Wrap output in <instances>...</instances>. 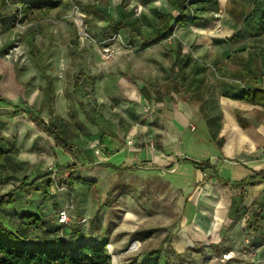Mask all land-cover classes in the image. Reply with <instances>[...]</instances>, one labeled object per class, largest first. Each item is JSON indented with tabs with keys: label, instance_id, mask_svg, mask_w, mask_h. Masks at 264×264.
Returning <instances> with one entry per match:
<instances>
[{
	"label": "rangeland",
	"instance_id": "obj_1",
	"mask_svg": "<svg viewBox=\"0 0 264 264\" xmlns=\"http://www.w3.org/2000/svg\"><path fill=\"white\" fill-rule=\"evenodd\" d=\"M52 1L49 10L20 13L15 0H0V138L12 145L0 164V193L24 177L46 176L29 192L14 193L0 216L19 231L22 208L38 214L42 226L27 236L30 245L70 241V227L103 236L114 264L139 254L152 257L150 264H179L178 256L184 264L253 263L244 256L257 249L247 223L264 217V183L235 189L186 159L215 163L221 177L238 182L231 161L264 159V113L231 100L244 82L197 83L187 70L171 68L177 54L226 59L215 74H233L240 65L246 85L264 86V33L244 32L237 9L245 5L231 0L222 11L197 14L151 44L150 24L156 13L177 16L174 0ZM189 26L203 28L198 44L188 39ZM181 43L183 52L177 51ZM43 71L55 94L53 114L45 109L40 116L66 129L73 154L55 146L25 113L40 106ZM78 73L83 83L74 87ZM186 103L190 107H182ZM180 108L188 112L180 116ZM235 110L254 124L255 139L237 124ZM108 132L111 145L102 141ZM103 162L122 170L97 166ZM67 164L76 166L72 187L68 172L58 170ZM63 208L69 211L64 226L57 217Z\"/></svg>",
	"mask_w": 264,
	"mask_h": 264
},
{
	"label": "trees",
	"instance_id": "obj_2",
	"mask_svg": "<svg viewBox=\"0 0 264 264\" xmlns=\"http://www.w3.org/2000/svg\"><path fill=\"white\" fill-rule=\"evenodd\" d=\"M19 3V11L25 12L27 9L37 10H49L54 6L52 0H15ZM175 9L178 11L177 16H173L170 13H156L155 21L150 24L151 30L156 36L153 41H149L151 44H157L169 37L173 29V24L187 25L189 18L195 19L197 14H206L204 12L211 10L212 13L217 11L216 1L212 2L210 6L203 0H174ZM3 4H6L3 1ZM258 7V8H257ZM259 10L257 15L255 12L246 17L247 24L244 23V32L250 31L251 34L259 35L264 31V0H259L255 7ZM248 14L247 10L244 11ZM256 14V15H255ZM195 16V17H194ZM247 25V26H246ZM118 28L123 27L120 23ZM148 42V43H149ZM188 57V56H187ZM185 58V57H183ZM182 56L177 54L172 62V71L175 70L177 65L181 64L183 60ZM184 64H181L180 69L185 66L187 60H184ZM83 75L78 73L74 79V87H78L83 83ZM44 84L41 88L42 98L38 109L25 112L28 114L30 121L34 124L35 128L46 134L52 139L55 146L61 148L68 154H73V146L66 135V129L57 125L51 119L46 122L41 118L40 114L46 109L48 115L53 114L52 103L54 101V85L51 75L43 71ZM91 79V78H88ZM145 87L144 90L147 94L150 93ZM152 90L157 91L158 87H153ZM234 100H242L252 104L259 105L264 110V88L261 86L249 87L243 89L239 94L231 97ZM0 102H4V99L0 98ZM24 112V111H23ZM235 118L242 128H246L248 123L246 118L239 112H235ZM11 145L5 142L4 138H0V164L7 159L8 154L11 151ZM192 166L200 171L210 170L212 175L210 178L216 179L222 185H229V181L221 178L218 175L216 166L209 161L196 162L191 159H187ZM99 167L110 168L113 170H122L121 166L115 165L110 162L98 163ZM76 168L74 164H67L60 167L59 172H68L66 177V183L73 186L76 177L71 175V172ZM45 177H37L31 181L24 177L20 182L13 186V188L6 192L0 193V207L13 203V194L16 192H29L30 189H34L36 184ZM264 180V169L253 170L250 175L244 178L240 182L230 184L234 188H240L244 183H254L256 181ZM27 220V223L31 226H36L39 229L40 222L37 217L32 213H26L22 216ZM37 217V218H36ZM42 226V225H41ZM64 226V225H62ZM42 234L46 231L41 230ZM66 234H70L69 231H65ZM58 243L50 244L48 242H38L33 245L27 244L28 237L25 232L19 234L7 228L2 222H0V264H114L111 261V257L106 250V240L101 236L98 239L87 237H70V241L64 238L60 239ZM142 255H136L122 264H150L148 260L150 257H144L141 260ZM164 257V256H163ZM165 262V261H163ZM179 264H184L183 259L178 256ZM165 264V263H163Z\"/></svg>",
	"mask_w": 264,
	"mask_h": 264
},
{
	"label": "crops",
	"instance_id": "obj_3",
	"mask_svg": "<svg viewBox=\"0 0 264 264\" xmlns=\"http://www.w3.org/2000/svg\"><path fill=\"white\" fill-rule=\"evenodd\" d=\"M203 1H205L206 3L208 2L207 4L209 6H210V4L212 2L216 1V3H217L216 4L217 11H222V10H224V8L226 6H228V3L231 0H203ZM239 1L245 5V9H243V8L242 9L241 8L237 9L239 11L238 13H240V19H241L240 21L242 22V25H244V23L247 24V19H246L247 16H249L253 12H255V13L257 12L256 13L257 15L259 14L260 11L255 8L257 6L259 0H239ZM227 10H228V12L229 11L230 12L235 11L232 8L231 9L228 8ZM245 10H247L248 14L244 12ZM176 12H177V15H178V11L177 10H176ZM204 13H211V10H208V11H206ZM187 23L189 24V21ZM189 27L191 29V32H190V35L188 36V39H190L192 41L195 39L196 40V44H198L199 43L198 42L199 37H198V35H196L197 34V30L198 29H203V28H201V27L193 28V30L195 29L196 31H192L191 26H189ZM185 28H187V27H185ZM243 28H244V26L242 27V29ZM183 32L186 35L187 32H185L184 30H183ZM262 33H264V31H262L260 34H262ZM196 44H194V45H196ZM181 48H183L182 43L180 44V46L177 47V51H179ZM183 49H181L180 51L183 52ZM184 60H187V62L185 63V66L182 68V71L183 70H187L186 72H188L190 81H195L197 83H204L205 82V84L206 83L209 84V83L220 82V81H223L225 78H227V81H229V82H231V81L239 82V83L240 82H244L243 84H241V83L238 84L240 86L243 85L242 87H239V89H240L239 93L243 89H246V88L250 87V86L246 85V79L248 77V75L246 74L247 71L245 69L242 70L240 65H239V68H238V72H235L233 74H231V73H224V74H221V75L215 74V72L218 69L217 67L223 68L222 65L229 64L226 59H221V60H219V59H205V58H200L198 56H196V57H191L190 56V58L189 57L188 58L187 57L183 58V60L181 61V64H184V62H185ZM240 64L245 65L244 62H241ZM180 65H177L175 70L176 69H180V67H181ZM211 70H212V73H210ZM222 71H224V70L222 69ZM236 79H239V81L236 80ZM255 86H261V87L264 88V86L260 85V84L259 85H254L253 87H255ZM216 89H220V85L217 86ZM231 100L233 102H235L236 104H241V105H245V106L247 105V106H250V107L259 108L264 113L263 108L261 106H259V105L252 104V103H249V102H246V101H242V100H234V99H231ZM183 105L184 106H182V107H184V108H185V105L190 107V105L188 103L183 104ZM191 106L193 108H196L195 104H191ZM184 108H180V109L177 110L180 116H181V112H184V111L188 112V109H184ZM236 111L237 110L234 111V116H235V112ZM235 120H236V118H235ZM246 120H247V123H248L246 128H242L240 125L239 126L242 128V130H244L246 132V134L251 139H255V136H257L256 127L254 126V124L247 117H246ZM164 122H165V120H164ZM144 128L142 130H144ZM101 134H102L101 135L102 136V141L105 142V143L108 142L111 145L112 144L111 141H114L113 134L111 132L105 133L104 136H103V133H101ZM4 140H5V142L6 141L9 142L8 139H4ZM11 147H12V145H11ZM141 151H143V149ZM140 156H142L141 160H143V154L140 155ZM211 164H214L216 166L215 163H211ZM216 169H217V166H216ZM259 169H264V159L259 160V162L256 165H249V164L244 163L243 161H240V160L239 161H235V160L231 161V176L232 177H237L239 175V179H236V180H239L238 182L242 181L244 178H246L248 175H250L253 170H259ZM217 172H218V175H219L218 169H217ZM221 178L229 181L227 178H224V177H221ZM259 183H264V180L256 181V182L250 183V184L244 183V184L241 185V187L243 185H255V184L257 185ZM230 184H232V183H230ZM232 188H234V187H232ZM235 189H239V188H235ZM262 190L263 189H258L257 193H261ZM6 208H7V206L0 207V211H4ZM24 209H25V211H24ZM260 209L264 212V204H263V207H260ZM29 210H31V209L22 208V211L20 213H18V214H20V217H22ZM262 214H264V213H262ZM34 215L38 216V214H34ZM6 218L7 217L0 216V222H2L7 228H9V229H11L13 231L17 230V229H15L12 226V224H9L8 219H6ZM19 223H21V225L19 227L20 228L19 231L18 230L17 231L20 232V234H22V232H25L26 237L28 235H30L32 233V231L36 230V228H35L36 226L29 225L27 223V220L24 219L23 217H22L21 220H19ZM247 224H248L247 227H248V232H249V236L248 237H254L255 239H254V244L253 245H257L256 251H257V257L258 258L257 259L255 258V259H256V261H259L258 262L259 264H261L264 261V217H260L258 219V221L249 220ZM29 227H30V229H29ZM65 231H69L70 232V234H71L70 237H87V236H82L81 231H79V230L78 231H71V227L69 229H65ZM88 238H90V237H87V239ZM95 239H98V238H95ZM253 264H255V263H253Z\"/></svg>",
	"mask_w": 264,
	"mask_h": 264
},
{
	"label": "built area",
	"instance_id": "obj_4",
	"mask_svg": "<svg viewBox=\"0 0 264 264\" xmlns=\"http://www.w3.org/2000/svg\"><path fill=\"white\" fill-rule=\"evenodd\" d=\"M188 1V0H187ZM192 128L193 126L190 125ZM57 217H58V223L61 224V225H66L69 221V211L67 208H63V209H60L58 214H57ZM86 219H83V222H85ZM245 242L248 243V240H246ZM231 255V253H228L225 255V257H229ZM246 257H248L250 259L251 262H255V257H256V249H251L245 253ZM251 263V264H253Z\"/></svg>",
	"mask_w": 264,
	"mask_h": 264
}]
</instances>
